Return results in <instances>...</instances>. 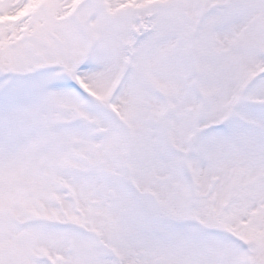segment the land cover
Here are the masks:
<instances>
[{"label": "snow or ice", "instance_id": "obj_1", "mask_svg": "<svg viewBox=\"0 0 264 264\" xmlns=\"http://www.w3.org/2000/svg\"><path fill=\"white\" fill-rule=\"evenodd\" d=\"M0 264H264V0H0Z\"/></svg>", "mask_w": 264, "mask_h": 264}]
</instances>
